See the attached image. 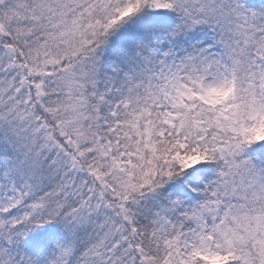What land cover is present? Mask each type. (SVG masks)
Returning <instances> with one entry per match:
<instances>
[{"label":"snow or ice","instance_id":"6c2138e0","mask_svg":"<svg viewBox=\"0 0 264 264\" xmlns=\"http://www.w3.org/2000/svg\"><path fill=\"white\" fill-rule=\"evenodd\" d=\"M0 264H264V0H0Z\"/></svg>","mask_w":264,"mask_h":264}]
</instances>
